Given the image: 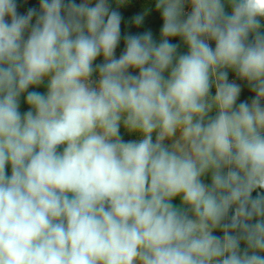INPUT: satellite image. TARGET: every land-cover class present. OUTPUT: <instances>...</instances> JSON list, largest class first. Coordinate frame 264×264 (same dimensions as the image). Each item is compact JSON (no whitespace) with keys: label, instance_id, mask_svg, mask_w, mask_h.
<instances>
[{"label":"clouds","instance_id":"9594fccd","mask_svg":"<svg viewBox=\"0 0 264 264\" xmlns=\"http://www.w3.org/2000/svg\"><path fill=\"white\" fill-rule=\"evenodd\" d=\"M188 2L117 58L108 0H0V264H264V0Z\"/></svg>","mask_w":264,"mask_h":264},{"label":"rangeland","instance_id":"374dc122","mask_svg":"<svg viewBox=\"0 0 264 264\" xmlns=\"http://www.w3.org/2000/svg\"><path fill=\"white\" fill-rule=\"evenodd\" d=\"M67 2V0H66ZM84 2V0H75V3L79 4ZM39 4L40 0H17V11L19 14H26L27 10L31 7H35L39 10ZM95 0H92V5L94 6ZM108 4L110 7V10H116L118 11L121 16H122V21H121V41L119 45L117 46L115 54L116 57H119V53L124 51L125 48V42H124V36L127 34H138V33H143L146 31H151L152 35L155 33H159L161 31L162 25H163V19L160 10H157L155 8V0H108ZM225 10L229 14L231 13V8L229 5H225ZM191 11V6L188 0H186L185 7H184V12H185V18L188 13ZM137 15H143L144 16V21L141 25H136L134 22V17ZM35 22V17L33 18V23ZM264 23V22H262ZM27 36V33L25 34ZM251 39V37H250ZM183 41V40H182ZM210 45L214 48L215 47V42L214 41H209ZM183 45L184 44L183 42ZM186 54V53H185ZM102 59V61H100ZM103 62V56L101 55L100 57L97 58V60L94 62V66L96 64H100ZM133 74H138V70H131ZM167 75V74H166ZM93 80H98V74L94 73L92 76ZM228 79L229 82H235L241 86V94L238 97L237 104H239L242 101H248L249 103L251 100L254 98L255 93L251 90L249 85L247 84L246 81L239 79L236 74L228 70ZM36 86L30 87L29 91H37L40 92L41 94H46L47 91V81L39 85L38 89H35ZM211 94H215V87L211 89ZM26 95L27 93H24L21 95L20 98V112L21 114L28 111L30 106L26 103ZM210 115L214 116L215 111L210 113ZM124 131L126 136H127V128L124 127L123 124H121L120 127V136L124 135V133L121 132ZM129 137V135H128ZM124 140V139H123ZM6 173L7 175H11V166L8 165L6 167ZM256 193H253V196H255ZM214 235L221 236L223 235L222 231L216 230ZM246 244L242 241L241 242V249L245 248Z\"/></svg>","mask_w":264,"mask_h":264},{"label":"trees","instance_id":"16d2710c","mask_svg":"<svg viewBox=\"0 0 264 264\" xmlns=\"http://www.w3.org/2000/svg\"><path fill=\"white\" fill-rule=\"evenodd\" d=\"M153 39L156 41V42H159L160 39H161V36H160V32L159 33H155L153 34ZM125 42V41H124ZM170 43H173V44H177L179 45L178 47V55L179 54H185L187 53L188 51V48H187V45H183V41L180 37H175V38H170ZM122 54V52L119 53V56ZM117 54H115L116 56ZM100 61H102V59H100ZM39 86H36V90L38 89ZM38 91V90H37ZM24 97V94H22ZM21 98V97H20ZM23 114V113H22ZM122 133H124V135H122V139H124L125 142H128V141H132V140H138L141 138V134L139 132H130L129 130H127V136L125 134L124 131L121 130ZM129 135V137H128ZM153 140H155V136L153 134Z\"/></svg>","mask_w":264,"mask_h":264},{"label":"crops","instance_id":"0c3cea01","mask_svg":"<svg viewBox=\"0 0 264 264\" xmlns=\"http://www.w3.org/2000/svg\"><path fill=\"white\" fill-rule=\"evenodd\" d=\"M154 136H155V133H154ZM165 143L168 144V145H170L172 143V141L171 140H166ZM63 147H64L63 145L62 146H59L58 151H61L62 152L63 151ZM202 179H203V181L205 183H210L211 182L210 174L206 175ZM172 203H173L174 206H181V202H180V198L179 197L174 198L173 201H172Z\"/></svg>","mask_w":264,"mask_h":264}]
</instances>
